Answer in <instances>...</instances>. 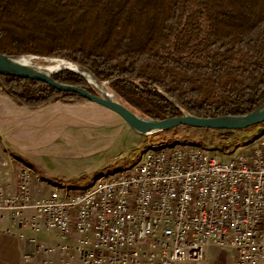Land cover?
I'll list each match as a JSON object with an SVG mask.
<instances>
[{"label": "trees", "instance_id": "trees-1", "mask_svg": "<svg viewBox=\"0 0 264 264\" xmlns=\"http://www.w3.org/2000/svg\"><path fill=\"white\" fill-rule=\"evenodd\" d=\"M0 53L83 65L124 103L155 118L241 115L264 100V0H0ZM52 76L95 92L72 70ZM0 95L30 108L91 102L2 73ZM257 129L264 131V122ZM209 143L225 151L236 142Z\"/></svg>", "mask_w": 264, "mask_h": 264}, {"label": "built area", "instance_id": "built-area-1", "mask_svg": "<svg viewBox=\"0 0 264 264\" xmlns=\"http://www.w3.org/2000/svg\"><path fill=\"white\" fill-rule=\"evenodd\" d=\"M5 163L15 187L0 177V217L19 236L40 221L55 229L62 264H201L211 247L233 264H264V135L225 161L192 142L150 140L121 168L37 199L30 170Z\"/></svg>", "mask_w": 264, "mask_h": 264}, {"label": "rangeland", "instance_id": "rangeland-1", "mask_svg": "<svg viewBox=\"0 0 264 264\" xmlns=\"http://www.w3.org/2000/svg\"><path fill=\"white\" fill-rule=\"evenodd\" d=\"M257 128L229 133L179 125L142 135L134 132L117 113L94 102L70 105L51 101L30 108L0 95V150L3 140L14 164L30 170L42 196L53 189L63 193L64 188L59 186L71 192L72 188L121 168L137 157L150 140L187 143L200 139L207 142L205 147L210 153L225 161L232 157L237 144L264 135L263 129ZM213 138L236 143L220 151L209 143Z\"/></svg>", "mask_w": 264, "mask_h": 264}, {"label": "water", "instance_id": "water-1", "mask_svg": "<svg viewBox=\"0 0 264 264\" xmlns=\"http://www.w3.org/2000/svg\"><path fill=\"white\" fill-rule=\"evenodd\" d=\"M64 69L72 70L83 76L95 92L93 93L79 85L56 81L52 75ZM0 73L41 80L58 90L78 93L89 101L114 111L134 132L142 135L167 131L179 125L207 129L240 130L259 127L264 122V100L249 112L241 115L222 114L204 117L186 112L165 118L144 115L119 99L108 88L107 81L99 80L85 66L65 58L30 53H0Z\"/></svg>", "mask_w": 264, "mask_h": 264}, {"label": "crops", "instance_id": "crops-1", "mask_svg": "<svg viewBox=\"0 0 264 264\" xmlns=\"http://www.w3.org/2000/svg\"><path fill=\"white\" fill-rule=\"evenodd\" d=\"M1 148L3 150H0V177L3 183L10 181L14 188V174L9 172V164H3V161L11 160L13 164L14 161L10 157L8 146L3 140ZM14 166L19 165L14 164ZM39 187L32 178L30 183L31 199L43 197L39 195ZM7 228L8 232H5ZM21 229L24 234L19 236V229L10 224L7 215L0 217V264H62L60 259L64 255L55 247L58 239L55 229L45 227L41 221L34 234L27 226ZM31 235L35 238L34 242L28 240ZM71 236L75 237L76 234L71 232ZM69 264H79L78 259L70 257ZM201 264H233L232 255L227 250L211 247L208 249L205 261Z\"/></svg>", "mask_w": 264, "mask_h": 264}]
</instances>
